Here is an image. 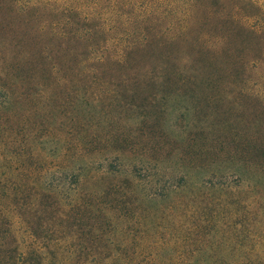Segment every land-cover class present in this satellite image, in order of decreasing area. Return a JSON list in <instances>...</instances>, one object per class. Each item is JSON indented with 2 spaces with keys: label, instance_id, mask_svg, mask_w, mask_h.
I'll return each mask as SVG.
<instances>
[{
  "label": "trees",
  "instance_id": "16d2710c",
  "mask_svg": "<svg viewBox=\"0 0 264 264\" xmlns=\"http://www.w3.org/2000/svg\"><path fill=\"white\" fill-rule=\"evenodd\" d=\"M155 3L0 0V14L14 26L26 19L44 36L45 17L53 21L46 33L53 62L46 47L35 51L36 64L13 48L3 56L7 42L0 38V264H53L49 251L56 264H264V208L251 205L264 200V173L249 171L243 151L234 149L194 186L196 158L181 161L175 153L178 161L169 165L161 152L152 158L151 147L132 141L143 119L129 118L114 133L101 126L102 95L168 98L199 86L180 58L171 64L166 56L169 44L185 40L190 14L173 10L169 21L153 11ZM154 40L163 55L152 66ZM31 79L34 95L53 85V129L41 142L51 141V153L13 126ZM146 106L155 105L119 103L128 111ZM133 227L137 240L130 238Z\"/></svg>",
  "mask_w": 264,
  "mask_h": 264
},
{
  "label": "rangeland",
  "instance_id": "374dc122",
  "mask_svg": "<svg viewBox=\"0 0 264 264\" xmlns=\"http://www.w3.org/2000/svg\"><path fill=\"white\" fill-rule=\"evenodd\" d=\"M44 1L53 5V0ZM152 1L156 2L153 11L160 10L169 21H174L173 10H178L179 15L190 14L192 23L185 40L175 47L169 44L166 56L171 64L180 58L187 69L193 70V78L199 86L182 96L168 98H150L149 93L140 92L137 96L106 101L102 95L98 113L100 119L107 118V122L101 121V126L105 132L114 133L127 126L129 118L143 119L141 126L133 131L132 141L139 140L142 148L151 147L148 152L152 158L159 154L156 152H161L169 165L178 161L175 153L181 161L196 158L190 169L194 186L205 174L215 170L222 158L235 154L234 149L244 152L240 154L250 172L264 173V156L260 149L264 145V0H161V8L157 6L159 0ZM45 20L50 35L53 21L47 17ZM34 28L35 24L26 19L14 26L12 20L0 14V38L7 42L3 56L13 48L15 55L20 53L28 63L36 64L40 60L35 51L46 47L48 61L53 62V44L47 41V31L40 36ZM151 45L148 61L155 66L163 49L156 40ZM118 83L121 82L110 80V85ZM32 87L31 79L23 96H19L18 120L13 126L18 123V130L25 139L32 138L41 152L51 153V141L44 145L41 142L46 140V130L53 129V85L45 95H34ZM90 96L85 102L93 101ZM67 98L70 104L75 100L74 95ZM119 103H154L155 106L128 111V107L120 109ZM201 147L210 150L199 154ZM159 148H163L162 151ZM218 152L221 153L217 155ZM222 153L225 155L220 157ZM240 154L235 156L236 160ZM165 173L171 175L172 171L168 169ZM250 189L253 186L250 185ZM259 189L264 192V181ZM251 205L252 209L264 208V200L253 199ZM130 233L131 239H139L135 227ZM82 236L84 239L85 235ZM46 255L50 256V263L59 262L53 251Z\"/></svg>",
  "mask_w": 264,
  "mask_h": 264
}]
</instances>
